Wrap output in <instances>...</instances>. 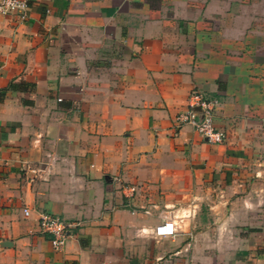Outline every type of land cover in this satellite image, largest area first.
<instances>
[{"label":"crops","instance_id":"obj_1","mask_svg":"<svg viewBox=\"0 0 264 264\" xmlns=\"http://www.w3.org/2000/svg\"><path fill=\"white\" fill-rule=\"evenodd\" d=\"M27 4L0 14V264H264V0ZM193 92L223 142L173 127ZM42 213L76 224L60 252Z\"/></svg>","mask_w":264,"mask_h":264},{"label":"built area","instance_id":"obj_2","mask_svg":"<svg viewBox=\"0 0 264 264\" xmlns=\"http://www.w3.org/2000/svg\"><path fill=\"white\" fill-rule=\"evenodd\" d=\"M28 4L27 0H0V14L13 15L18 20L22 21L27 16ZM191 106L198 105L202 110V116L197 118L194 111L189 108L183 112H179L174 119L173 127L179 129L184 124H190L193 129L198 132L207 142L220 143L226 138V132L214 126V103L206 100L201 94L193 92L190 97ZM125 195L127 203L125 206H131L132 199L137 191L136 186L125 187ZM134 211V209H132ZM25 215L29 214V210H23ZM173 217V216H172ZM39 228L41 232L50 235L51 248L60 252L63 250L68 239L73 235V229L76 227L75 223L67 222L61 217L42 213L39 218ZM176 232V226L172 218L164 219L160 224L154 228V235L156 237L173 236Z\"/></svg>","mask_w":264,"mask_h":264}]
</instances>
